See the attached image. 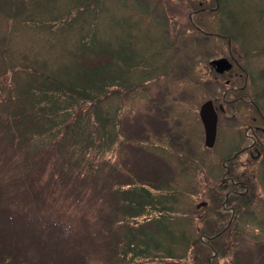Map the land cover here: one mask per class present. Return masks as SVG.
<instances>
[{
	"label": "trees",
	"instance_id": "trees-1",
	"mask_svg": "<svg viewBox=\"0 0 264 264\" xmlns=\"http://www.w3.org/2000/svg\"><path fill=\"white\" fill-rule=\"evenodd\" d=\"M198 1L158 0L167 26L148 54L125 19L133 0H0V264H264V173L232 168L243 187L218 188L158 142H181L172 97L200 80ZM219 4L264 114V0Z\"/></svg>",
	"mask_w": 264,
	"mask_h": 264
},
{
	"label": "rangeland",
	"instance_id": "rangeland-1",
	"mask_svg": "<svg viewBox=\"0 0 264 264\" xmlns=\"http://www.w3.org/2000/svg\"><path fill=\"white\" fill-rule=\"evenodd\" d=\"M204 3L205 6H208L209 9H213L214 8V3L212 2V0H200L199 2H197L195 10H197L199 8V3ZM158 3V0H150V8L148 10H146V12L144 14H146V16H148V20L142 24H139L137 26V28L133 31L135 32L134 34L140 35V37L144 34H147L152 28L153 26H167L166 23H164L163 21H161L160 19H158L159 13L153 12L154 6L155 4ZM203 5V6H204ZM173 13V12H172ZM130 13H127L126 16H128ZM174 14V13H173ZM175 15V14H174ZM180 18H184L179 16ZM186 18V17H185ZM156 19V20H155ZM193 20H195L196 22H198L199 24H201L203 26L204 29H206L204 27V25H206L207 23L214 25L215 24V19L213 16H207L206 14H199L198 16L194 17ZM220 44V48L221 50H226L225 48V43H219ZM154 48V47H153ZM153 48L151 49V51L153 50ZM186 48H184L182 50L181 56L185 57V53L184 50ZM216 53L218 55L217 58L222 57L221 55L218 54V50L216 48ZM213 56H210L208 58L205 57H201V59H199L200 64L198 65L197 68V72H198V78L206 80L209 78V74H208V70L206 69V65L209 61V59ZM157 81L153 82L152 84H150L148 86V93L153 92V88L155 87ZM194 86H196V83L194 84ZM158 91V90H157ZM157 91L153 92L154 95L157 94ZM210 93H209V89L208 87H201L199 86L197 92L195 93L194 98L192 99V104L193 106H197L202 100H204L205 98L209 97ZM189 93L187 89H184L181 95H176V97L174 98V100H186L188 99ZM198 108V107H197ZM196 108V111H197ZM234 109V112H225L224 115L219 116L220 120H219V125L220 127H222L224 130H226L227 132H230V134H235L237 135V130H240V137L243 138L244 134H243V125L245 124L246 120L249 116L250 110L247 107L244 106H236ZM237 114V115H235ZM237 119H240V125L237 126L236 125V121ZM195 120H197V118H195ZM198 121V120H197ZM183 124L191 126L194 128V125L192 123L189 122H183ZM195 130L198 132L199 137L198 139H193L195 146L193 148V150H190L188 152H186V155L188 157H190L193 162L197 165L198 162H201V159H199L198 155H199V147L203 148V134H202V129L201 126L199 124V127L195 128ZM125 137L122 140H129L132 138L128 137V133L127 129L125 130ZM225 137H228L224 134H221L220 136V141L223 144V140L225 139ZM239 137V135H237L235 141L232 140V143L235 144L238 143V148H236L235 150H241L243 147L246 146V144L242 141V139ZM224 147V151H225V145L223 144ZM230 148V146H229ZM234 150V151H235ZM131 150L129 148H124L123 149V157L122 159H120L119 161L123 164V166H125L128 169V161L131 160L133 158V154H131ZM233 151L229 154L226 155L225 158L226 160L230 159L231 157H233L234 154H232ZM232 154V155H231ZM213 155V154H212ZM139 156V155H137ZM213 157L215 158V160H219V158L215 155H213ZM128 158V159H127ZM209 164V162L205 163V164H201L205 170H206V166ZM264 165V158L259 162V166ZM232 168L236 170V168H238L239 171H244L246 169L250 168L249 165V157L248 155L243 156V154L239 155L235 160H233V164H232ZM129 172L131 173L132 171H127L126 173L129 174ZM257 173V171H255ZM260 172L262 173V171L260 170ZM219 173V172H218ZM218 175V174H217ZM262 176V175H261ZM220 180V176L216 179V180H211L210 182L212 184L219 182ZM217 184V183H216ZM176 191H182V192H191V189L188 186H184V185H176L175 188ZM181 197L185 198L187 201L188 199L193 201V202H197L200 198L196 195H194L193 197H188L185 194L179 193ZM189 210V209H186ZM185 210V211H186ZM182 211V212H185ZM188 257H186L185 259H187ZM184 261V260H183ZM183 261L179 262V264H181ZM185 264H190V262H186ZM195 264H197V261H195Z\"/></svg>",
	"mask_w": 264,
	"mask_h": 264
},
{
	"label": "water",
	"instance_id": "water-1",
	"mask_svg": "<svg viewBox=\"0 0 264 264\" xmlns=\"http://www.w3.org/2000/svg\"><path fill=\"white\" fill-rule=\"evenodd\" d=\"M217 67V71L222 73L230 68L229 64L225 60L215 61L213 63ZM200 118L204 125L205 132L207 135L206 145L211 147L214 133L216 130L217 116L213 110L211 102L204 104L200 109Z\"/></svg>",
	"mask_w": 264,
	"mask_h": 264
}]
</instances>
